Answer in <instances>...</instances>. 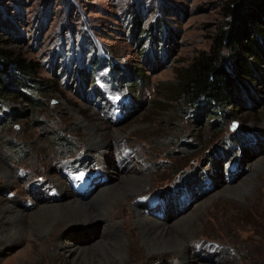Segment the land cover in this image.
Returning a JSON list of instances; mask_svg holds the SVG:
<instances>
[{
	"label": "rangeland",
	"instance_id": "1",
	"mask_svg": "<svg viewBox=\"0 0 264 264\" xmlns=\"http://www.w3.org/2000/svg\"><path fill=\"white\" fill-rule=\"evenodd\" d=\"M223 1L0 0V48L35 63V82L47 87L37 94L43 108L19 94L3 103L12 122L0 127V214L9 206L23 218L0 221L9 230L4 239L0 228V264H120L88 256L114 239L127 245L122 264H264V68L239 102L215 107L216 120L202 99L182 110L174 91L178 72L224 23ZM135 10L143 18L132 36ZM156 17L162 29H152ZM99 47L113 66L107 84ZM74 70L85 73L78 90L87 99L73 91ZM135 177L147 187L121 208L103 202L92 226L63 220L42 232L34 222L43 207L87 203ZM139 214L171 230L181 220L179 252L148 254L130 223Z\"/></svg>",
	"mask_w": 264,
	"mask_h": 264
},
{
	"label": "trees",
	"instance_id": "2",
	"mask_svg": "<svg viewBox=\"0 0 264 264\" xmlns=\"http://www.w3.org/2000/svg\"><path fill=\"white\" fill-rule=\"evenodd\" d=\"M140 3L138 1L136 6H139V10ZM135 11L129 12L132 16L129 24L127 23L132 36L136 35L143 18ZM222 15L224 23L210 36V47L207 51H199L178 72V83L174 88L177 95L185 97L182 110L197 108L196 100L202 99L206 104V117L212 115L213 120L218 119L215 116V107L219 106L222 110L228 103L231 105L239 102L236 101L237 95L242 93L243 96L244 89L250 87L249 80L264 68V0H224ZM163 23V20L156 17L152 22V29L155 26L162 29ZM88 44L93 49L92 43ZM227 51L233 56L231 61ZM107 59L109 63V58ZM37 71L35 63L0 48V127L12 122V116L2 109L6 98L19 94L32 109L43 108L37 94L46 93L47 87L35 82ZM110 71H113L112 64ZM80 72L74 70L72 74L76 80L72 88L77 94L78 85L83 83L79 79L82 76ZM51 86L56 87V82Z\"/></svg>",
	"mask_w": 264,
	"mask_h": 264
},
{
	"label": "bare ground",
	"instance_id": "3",
	"mask_svg": "<svg viewBox=\"0 0 264 264\" xmlns=\"http://www.w3.org/2000/svg\"><path fill=\"white\" fill-rule=\"evenodd\" d=\"M236 165L238 166V164ZM101 171H105L103 167L101 168ZM236 172H239L238 168H236ZM145 186L147 187L146 179H142L140 177L124 178L119 182V184L112 185L111 187L107 186L99 190V192H97L96 195L87 203L69 198V200L65 203L43 207L38 210V213H36V215L41 216L35 218L33 217L34 222L38 228L42 230V232H46L48 230L46 225L49 222H60L63 220H67L70 225L80 223L82 226H92L95 222H97L100 216L99 214L108 209L106 206H103L104 209L100 208L103 202H109L111 204L109 209H114L115 207L116 209L121 208L124 203V198L138 194L139 190L143 189ZM168 203L169 202H166L165 205L168 206ZM1 210L0 221L2 222L19 221L23 218L22 213L15 211L9 206L1 207ZM138 216L130 223L133 226L138 227L141 232L140 243L142 248L147 250L148 254H159L169 251L179 252L178 250L182 245V241L178 239L177 234L183 232L181 228L184 226V223H182L181 220H177V222L174 223L175 225H173L174 228L171 230L168 225L152 222L151 220L141 217L140 214ZM0 228L2 237L7 239V232H9V230L5 227ZM115 230H117V228ZM53 231L54 228L52 229V232ZM95 245L96 249L93 252L88 253L89 257L94 256L95 253H99L101 255H107L108 258L113 256L116 260L120 261V264H122V260L127 256V245L122 241V239H114L108 242L101 241ZM212 247L211 249H213Z\"/></svg>",
	"mask_w": 264,
	"mask_h": 264
}]
</instances>
